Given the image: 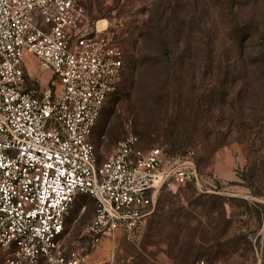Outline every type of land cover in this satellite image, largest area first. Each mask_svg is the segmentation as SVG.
<instances>
[{
	"label": "rangeland",
	"instance_id": "374dc122",
	"mask_svg": "<svg viewBox=\"0 0 264 264\" xmlns=\"http://www.w3.org/2000/svg\"><path fill=\"white\" fill-rule=\"evenodd\" d=\"M83 3L93 18L108 21L124 52L122 80L91 137L98 159L131 135L142 147L193 149L206 185L221 188L164 187L155 209L181 214L182 232L148 244L149 216L130 239L103 237L87 264H253L255 236L264 264V0ZM27 58L45 86L53 73ZM209 195L223 197L222 213L203 204ZM95 211L90 196L73 205L61 240L66 258L88 243L82 232Z\"/></svg>",
	"mask_w": 264,
	"mask_h": 264
},
{
	"label": "built area",
	"instance_id": "2783aa9c",
	"mask_svg": "<svg viewBox=\"0 0 264 264\" xmlns=\"http://www.w3.org/2000/svg\"><path fill=\"white\" fill-rule=\"evenodd\" d=\"M83 1L0 0V264H87L103 237L130 239L142 227L163 187L221 192L206 185L193 149L170 154L131 135L99 162L91 137L124 52ZM28 55L53 73L45 86ZM81 195L96 211L88 243L66 258L61 240ZM251 239L261 264L263 245Z\"/></svg>",
	"mask_w": 264,
	"mask_h": 264
},
{
	"label": "trees",
	"instance_id": "16d2710c",
	"mask_svg": "<svg viewBox=\"0 0 264 264\" xmlns=\"http://www.w3.org/2000/svg\"><path fill=\"white\" fill-rule=\"evenodd\" d=\"M95 20H97V19H95ZM261 61H264V52H262V54H261ZM103 110H104V107L102 109V112H103ZM102 112H101V115H102ZM101 115H100V117H101ZM98 121H99V119H98ZM98 121H97V123H98ZM96 125H95V127H96ZM95 127H94V129H95ZM93 132H94V130H93ZM170 144L172 145V148L175 146L174 142H171ZM168 152L170 154H174L170 150H168ZM181 153H184V152H181ZM99 162H101V160H99ZM254 183H255V181L252 182L251 186H253ZM163 188H162V190H163ZM87 197H88L87 195H81L78 198L84 199ZM77 199H76V201H77ZM201 200H202L204 205L206 204V205H208L207 206L208 208L212 209L211 211H214V212L219 211L220 213L223 212V197L222 196H220V195H209L205 199H203V197H202ZM76 201H75V203H76ZM166 201H168V200H166ZM161 202L162 201H160V203ZM203 204H201V205H203ZM166 205L167 204L164 202V206H166ZM161 209L164 210L165 208H163V207L161 208V206H159L158 210L155 209L153 211V213L150 215L151 218L148 222L147 234H146V239L148 241V244H157L158 242H160V240L163 237H167V234L171 231H178L179 233L178 232L175 233V236L179 235L180 231L182 232V228L184 227L183 225H181L178 222L180 220L181 214H179L180 215L179 216L176 213L171 212L170 210H166L165 212L159 213V211H161ZM173 221H175V223ZM216 230L217 229H215L213 231H216ZM224 232H226V228L221 231V233H224ZM198 252H199V250H198ZM195 255H196L195 257H198L200 254L197 253Z\"/></svg>",
	"mask_w": 264,
	"mask_h": 264
},
{
	"label": "bare ground",
	"instance_id": "6f19581e",
	"mask_svg": "<svg viewBox=\"0 0 264 264\" xmlns=\"http://www.w3.org/2000/svg\"><path fill=\"white\" fill-rule=\"evenodd\" d=\"M108 24V21L106 20V19H101L100 21H99V26H105V25H107Z\"/></svg>",
	"mask_w": 264,
	"mask_h": 264
}]
</instances>
